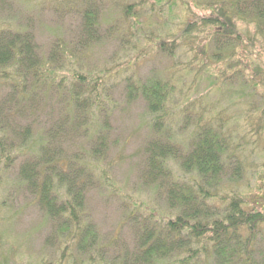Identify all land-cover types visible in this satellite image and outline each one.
I'll return each mask as SVG.
<instances>
[{
    "label": "rangeland",
    "instance_id": "1",
    "mask_svg": "<svg viewBox=\"0 0 264 264\" xmlns=\"http://www.w3.org/2000/svg\"><path fill=\"white\" fill-rule=\"evenodd\" d=\"M224 1L235 21L227 36L220 23L204 21L220 16L219 11L198 0H0V29L31 31L42 56L62 45L75 59L57 72L67 74V86L49 88L36 100L38 111L9 115L8 103L0 111V133H6L10 151L7 159L0 157V264H43L44 259L59 264L60 252L45 242L53 226L44 221L45 209L19 178L27 162L35 171L43 170L46 144L72 158L92 159L93 181L85 191L84 209L108 243L107 262L121 249L115 244L119 240L112 242L117 235L134 246L137 217L153 208L165 217L171 214L165 192L143 173L147 143L170 134L187 150L196 122L222 129L228 151L235 152L230 164L241 158L240 173L232 165L226 169L222 193L233 189L264 202V110L257 106L264 101V28L227 5L232 0ZM86 14L94 15L92 20ZM165 38L175 40L173 51L157 44ZM73 68L85 75L82 87H96L97 103L82 115L68 103L77 82ZM154 78L172 84L161 133L142 92ZM9 94V86L0 84V106L11 103ZM25 129L28 140L21 147ZM97 130L106 136L103 153L89 157ZM132 210L138 216L129 219ZM263 238L264 230L256 249ZM256 256L254 264H261L258 251Z\"/></svg>",
    "mask_w": 264,
    "mask_h": 264
},
{
    "label": "trees",
    "instance_id": "2",
    "mask_svg": "<svg viewBox=\"0 0 264 264\" xmlns=\"http://www.w3.org/2000/svg\"><path fill=\"white\" fill-rule=\"evenodd\" d=\"M224 2L198 0V4H213L214 10L219 11L220 16L211 15L204 21L220 23L227 36L234 32L235 21L230 10L223 8ZM227 5L238 10L240 16L245 15L258 23L259 28H264V0H232ZM86 15L87 20L94 16ZM88 24L89 29L93 21ZM168 41L165 38L158 40L157 44L173 51L175 40ZM55 46L51 48V55L42 56L31 31L0 29V84L9 86L8 100L11 102L1 105L0 111L7 103L9 115L38 111L40 106L36 100L44 98L49 88L60 90L57 85L67 86V74L58 76L57 72L69 66L67 61L73 62L74 55L62 45ZM73 73L77 82L69 91L68 103L76 114L82 115L81 112L87 113L88 108L97 103L94 99L96 87L89 84L85 89L82 87L85 84L81 85L85 75L76 68ZM171 88L172 84L162 78H154L142 88L159 133L165 125V106ZM133 90V87L129 88L130 93ZM257 106L264 110V101ZM0 115L3 114L0 112ZM28 132L29 129L23 130L25 134L19 146L23 147L27 142ZM168 136L147 143L143 173L146 179L158 183L165 192L171 214L165 217L164 213L153 208L149 214L138 218L132 210L129 219L137 217L132 224L134 246L129 248L117 235L112 242L119 240L115 244L121 249L109 262L105 255L108 243L102 241L96 225L88 220L84 209L85 191L88 183L93 181L92 159L72 158L46 144L41 157L45 163L43 170L38 172L28 162L23 164L19 178L30 187L45 209L44 221L47 219L46 222L53 226L45 242H51L60 252L59 264H157L163 260L166 264H193V261L197 264H254L258 260L257 251L261 264H264V244L256 249L264 230V202L258 198L248 200L242 192L233 189L223 193L221 190L226 169L232 165V171L238 174L242 168L240 156L239 162H228L235 152L228 151L225 133L206 121L196 122L187 150L172 141L173 135ZM105 137L101 130L94 133L89 157L102 156ZM6 140V133H0V157L5 159L10 157ZM100 168L105 174V168ZM103 177L106 179L107 176ZM226 185L229 187L230 184ZM47 261L44 259L43 264H50Z\"/></svg>",
    "mask_w": 264,
    "mask_h": 264
}]
</instances>
